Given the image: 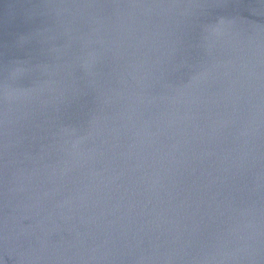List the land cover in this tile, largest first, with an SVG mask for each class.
<instances>
[{
	"label": "water",
	"instance_id": "95a60500",
	"mask_svg": "<svg viewBox=\"0 0 264 264\" xmlns=\"http://www.w3.org/2000/svg\"><path fill=\"white\" fill-rule=\"evenodd\" d=\"M0 264H264V0H0Z\"/></svg>",
	"mask_w": 264,
	"mask_h": 264
}]
</instances>
